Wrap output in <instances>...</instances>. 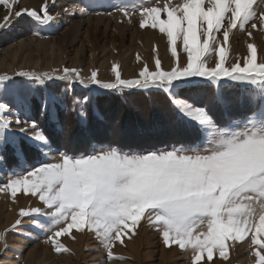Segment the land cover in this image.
<instances>
[{
  "label": "snow or ice",
  "instance_id": "1",
  "mask_svg": "<svg viewBox=\"0 0 264 264\" xmlns=\"http://www.w3.org/2000/svg\"><path fill=\"white\" fill-rule=\"evenodd\" d=\"M56 0H42L38 8L20 7L19 0H0L6 9L0 30L28 18L33 35L37 26H51ZM258 0H153L131 5H113L140 29L158 30L167 41L172 58L168 69L154 56L135 78L124 79L118 63H112L111 81L99 79L98 70L81 75L82 69L63 66L47 72L20 70L13 76L0 75V194L13 202L21 191L36 198L40 206L21 208L18 218L0 231V244L17 232L25 219L46 234L57 254L70 250L60 242L77 233H92L106 253L116 257V243L131 240L141 221L156 229L165 247L176 245L191 253V264H212L214 254L225 261L230 249L249 243L251 264H264V58L258 48L246 44L247 55L232 62L230 38L235 32L264 30V12ZM100 0H82L81 11H96ZM68 12V8L63 9ZM111 15V13H107ZM223 37L221 40L220 37ZM153 52H156L155 46ZM137 61L141 60L139 54ZM242 60V62H241ZM214 61V64L212 63ZM65 87L57 95L46 90L36 111L46 120L56 119L57 106L67 108L64 96L75 86L86 90L75 99L84 117V104L100 91L123 95L140 90L163 93L175 122L193 133L190 142L164 147L125 150L110 144H94L90 151L70 153L54 149L33 114L34 85ZM235 92V96L230 93ZM244 109L240 118L232 111ZM15 126L16 131H12ZM58 129H64L59 126ZM17 132L19 135H17ZM27 140L44 159L29 165L21 140ZM11 149L17 163L5 170V154ZM56 154L55 158L49 159ZM206 258V261H205Z\"/></svg>",
  "mask_w": 264,
  "mask_h": 264
},
{
  "label": "rangeland",
  "instance_id": "2",
  "mask_svg": "<svg viewBox=\"0 0 264 264\" xmlns=\"http://www.w3.org/2000/svg\"><path fill=\"white\" fill-rule=\"evenodd\" d=\"M142 2L144 0H100L103 6L96 9L100 14L89 10H86L87 14H84L81 11L82 0H56L55 10L52 12L54 23L51 26H37L40 29L39 35L32 34L36 29L33 28L28 18H22L18 22L13 18L9 28L0 30V75L7 74L14 77V73L20 70L47 72L54 68L60 69L67 66L82 69L81 75L85 77L90 75V69H96L99 79L111 81L114 78L111 66L115 62L120 66L122 78L132 79L136 77L145 62L154 67V56H158L162 60V67L168 69L172 58L167 51L166 37L155 29L147 27L140 29L138 15L131 17L135 22L133 26L128 22L129 18L124 17L116 7H113L120 3L131 5ZM172 2L178 3L179 0H172ZM41 3L42 0H19L20 7L38 8ZM157 3L162 7L164 0H153V6ZM64 8H68L69 11L65 12ZM257 11L258 14L264 12V0H258ZM109 12L111 15L107 14ZM5 14L6 9L0 5V22H3ZM257 24L258 29H251L250 25L248 26V31L252 32L251 40L246 33L234 30L235 37L230 38L232 62H235L237 56L247 55L246 44L248 42L257 46L258 59L264 58V30H259L258 21ZM220 39L222 40L223 37L221 36ZM154 46L155 53L153 52ZM138 54L141 57L139 62L136 59ZM212 63L214 64V61ZM14 79L20 78L14 77ZM64 87L63 82H56L55 85L48 82L47 88L45 85H34L36 95L32 98V105L39 106L40 98L46 90L54 91L59 95ZM85 91L76 85L73 94L64 96L63 100L67 108L57 106L56 119L49 120L52 128L60 131L58 129V109L64 112L70 109L75 115V121L81 125L83 130L88 125L87 114L91 116L95 126V138L103 141L100 144L116 145V143L124 142L139 145L138 141H144V143L151 141L152 144L161 138H173L177 135L169 132L171 130L168 127L166 128L168 119L163 115L162 107L158 108L165 102L162 96H151V109L143 98L133 96L136 93L148 96L150 92L130 90L125 91L123 95H117L100 91L99 94L92 96L90 103L84 104L86 115L81 117L80 107L77 105L73 110V102L82 97ZM160 94L166 97L165 94ZM109 95H116L122 98L123 102L133 98L134 101L123 106L117 99H112L113 103L105 104L103 109H99L98 96ZM150 115L152 125L143 126L140 133L135 130L129 131L120 122L121 118L128 117L131 121L136 120L145 125ZM237 115L236 118H240ZM96 123L99 124L96 125ZM158 127L160 130L153 135L154 128L157 130ZM12 131H16L15 126ZM86 133V131H81L80 137L84 139ZM137 134L144 135V137L138 139ZM17 135H19L18 132ZM18 146H26L28 150L27 153L23 151V155L20 156L21 163L26 159L31 165L44 159L27 140L21 139ZM55 156L56 154L53 153L49 159ZM6 162H10L11 166H7ZM16 163V156L9 149L3 162L5 170L11 169ZM0 180L6 181L7 176L0 173ZM36 206H40L38 200L30 195L25 196L22 191L18 193L15 202L9 194H0V231H4L15 222L21 208ZM136 233L131 240L122 237L124 245L117 242L113 248L114 256L124 259L109 262L105 251L92 233L87 231L77 233L73 230L74 241L68 236L61 237L60 242L70 251L57 254L50 243L44 242L46 234L39 229H34L25 219L19 231L10 232L7 235V248L5 249L4 245L0 244V264H191L190 252L182 251L176 245L165 247L160 233L146 221H141ZM251 260L249 243H241L230 249L227 261L221 259L218 254H214L212 264H251Z\"/></svg>",
  "mask_w": 264,
  "mask_h": 264
},
{
  "label": "trees",
  "instance_id": "3",
  "mask_svg": "<svg viewBox=\"0 0 264 264\" xmlns=\"http://www.w3.org/2000/svg\"><path fill=\"white\" fill-rule=\"evenodd\" d=\"M148 96L143 95L142 93H136L133 96L137 95L140 96V98H143L146 103L148 105L151 106L152 109V102L150 100L151 96H156V97H164V104H162V106H158V108L162 110L163 115L168 119L167 121V126L168 129H170L171 133L177 134L176 136L172 137H168V138H161L160 140H157L155 143L151 141L144 143V141H138L139 145L134 144V143H130V144H126L124 142H120V143H116V146H120L123 149H129V148H137V149H144V148H150V147H162L165 145H170L172 143H178V142H190L192 140V136L193 133L191 132V130L185 129L182 126L178 125L175 122L172 110H171V106L167 101V98L162 95V94H157L155 92H150L148 93ZM231 95L235 96V92L230 93ZM161 97V98H162ZM112 99L114 100H118L120 103H122L123 106H127V103H131V101H134L133 99H128L127 101L123 102L122 98L116 96V95H109V96H98L97 98V103H98V108L99 109H103L105 104L109 105L112 102ZM154 102V101H153ZM116 103V102H115ZM155 103V102H154ZM165 107V108H164ZM36 108H38L36 106V104L33 106V114L35 119H37V121L39 122L41 128H43L44 132L48 135L49 139L52 142V147L62 150L65 149L66 151L70 152V153H81V152H87L88 150L91 149V145L92 144H100L103 143V141L101 142V140H98L95 138V134L96 132H94V128L95 126L93 125L92 122V118L89 114H87L88 119H87V123L88 125L86 126V129L83 130V128L81 127L80 124L77 123V121H75V115L74 113L69 109L67 112L62 111L61 109H58L57 113H58V124L60 127H62L64 130L63 131H58L57 129L52 128V124L50 123L49 120H46L44 118H42V116L36 111ZM134 111V110H133ZM232 111L234 114H238L237 116H240V114L244 111V109L236 104L232 105ZM102 112V110L100 111V113ZM161 112V111H160ZM121 118L120 122L123 125V127H127L129 131H136L137 133H140V131H142L143 126H148L150 127V125H152V122H150L152 120L151 115L149 116L148 120L146 121L147 124L143 125L142 123L137 122L136 120H129V118L127 117L126 119ZM133 123V124H132ZM99 123H96V125ZM136 125V126H135ZM154 125V124H153ZM156 127V125H155ZM165 128V132L167 131ZM160 130V128L158 127L157 130L156 128H154V133H152L153 135L156 134L158 131ZM81 131H86V137H84V139H82L81 136ZM144 134V133H142ZM138 139H142L144 137V135L140 136L139 134H137ZM137 139V138H136ZM75 141V142H74ZM123 143V144H122ZM111 144V143H110ZM66 145V146H65ZM158 145V146H156ZM23 151L25 153H27V147L23 146ZM7 154V153H6ZM5 154V155H6ZM7 166H11V163L6 162Z\"/></svg>",
  "mask_w": 264,
  "mask_h": 264
}]
</instances>
